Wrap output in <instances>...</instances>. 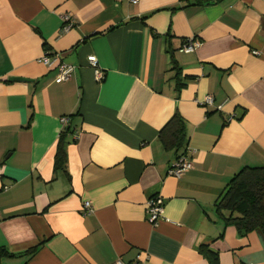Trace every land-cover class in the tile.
<instances>
[{"label":"crops","instance_id":"1","mask_svg":"<svg viewBox=\"0 0 264 264\" xmlns=\"http://www.w3.org/2000/svg\"><path fill=\"white\" fill-rule=\"evenodd\" d=\"M136 1L0 0L2 264H209L202 246L220 264H264V234L224 228L215 208L238 172L264 167V0ZM191 38L200 48L181 52ZM53 55L75 67L69 81L40 62ZM176 113L178 154L159 140ZM185 152L192 169L168 175Z\"/></svg>","mask_w":264,"mask_h":264},{"label":"trees","instance_id":"2","mask_svg":"<svg viewBox=\"0 0 264 264\" xmlns=\"http://www.w3.org/2000/svg\"><path fill=\"white\" fill-rule=\"evenodd\" d=\"M179 71L176 75L179 81ZM187 80V79H184ZM185 84L180 81L177 89L180 91ZM65 130L57 145L54 159L56 172L66 170V137ZM159 140L166 151L176 154L186 145V127L182 117L176 113L170 122L160 131ZM178 155L177 158L184 156ZM216 213L221 217L224 228L234 227L240 236L244 237L254 231L264 234V167H246L238 172L227 184L215 203ZM200 253L209 264H220L217 253L207 246L200 247ZM6 257H12L7 250L0 248V264Z\"/></svg>","mask_w":264,"mask_h":264},{"label":"built area","instance_id":"3","mask_svg":"<svg viewBox=\"0 0 264 264\" xmlns=\"http://www.w3.org/2000/svg\"><path fill=\"white\" fill-rule=\"evenodd\" d=\"M134 3H136V0H133ZM64 22L66 23V26L64 27V30H68L72 26V21L70 19V16L64 17ZM201 42L195 38H191L186 41V43L181 48V52L186 54L194 53L198 48H200ZM44 65L48 67L58 66V76L56 78V82L58 84L67 82L72 78V75L75 71V67L65 64L61 62V57L59 55H53L51 57H44L40 61ZM88 63L90 67L94 71L95 80L97 82H102L105 78V73L101 69L98 63V59L95 56H89L88 57ZM202 105L206 106H214V99L212 96H207L202 103ZM222 106L218 107V110H221ZM70 119L68 117H63L61 119L62 125H67L69 123ZM193 167L192 159L186 153L184 156H181L177 158L175 163L170 167L168 171V175L180 178L185 173L190 171ZM163 206L164 201L162 198L158 196L151 197L147 202V215H148V221L155 225L157 222L163 219ZM82 214L88 215L92 212V206L90 202H85L81 209ZM143 259L141 256H138L134 264H142ZM115 264H125L121 259L116 260Z\"/></svg>","mask_w":264,"mask_h":264},{"label":"water","instance_id":"4","mask_svg":"<svg viewBox=\"0 0 264 264\" xmlns=\"http://www.w3.org/2000/svg\"><path fill=\"white\" fill-rule=\"evenodd\" d=\"M9 81H13V82H25V81H28L26 79H22V78H9Z\"/></svg>","mask_w":264,"mask_h":264}]
</instances>
